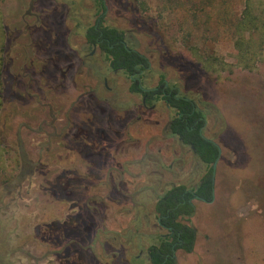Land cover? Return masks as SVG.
Returning a JSON list of instances; mask_svg holds the SVG:
<instances>
[{
	"label": "rangeland",
	"instance_id": "374dc122",
	"mask_svg": "<svg viewBox=\"0 0 264 264\" xmlns=\"http://www.w3.org/2000/svg\"><path fill=\"white\" fill-rule=\"evenodd\" d=\"M104 3V24L129 30L149 60L143 86L165 79L192 98L221 149L213 200L192 199L181 218L196 239L176 264H264V36L253 40L262 55L242 67L233 42L245 0ZM97 14V0H0V205L60 215L29 228L34 264H150L147 248L166 234L155 201L172 185L194 189L208 169L165 130L175 110L163 99L144 107L128 76L86 45ZM46 144L61 159L42 158L18 187V149L36 161ZM53 247L59 257L37 261Z\"/></svg>",
	"mask_w": 264,
	"mask_h": 264
},
{
	"label": "trees",
	"instance_id": "16d2710c",
	"mask_svg": "<svg viewBox=\"0 0 264 264\" xmlns=\"http://www.w3.org/2000/svg\"><path fill=\"white\" fill-rule=\"evenodd\" d=\"M105 9L104 0H97L98 14L94 23L85 30L86 45L88 47H99L107 57L110 70L113 72L121 71L128 76L130 91L139 95L141 102L144 101L147 107H151L159 99H165L170 106L174 107L178 116L166 123V129L170 133L178 135L180 142L187 145L195 157L208 167L194 189H187L182 184L172 185L155 201L153 206L157 223L166 230V234L160 236L157 245H150L147 248L149 263L176 264L175 251L182 249L187 253L192 252L196 239L195 228L183 223L181 218H188L194 213L195 208L192 201H190L193 196L196 195L197 199L205 202L213 200L214 167L212 163L218 159L221 149L217 143L203 134L201 129L205 124V118L193 99L186 95L177 94V89L165 86L163 79H160L154 88L143 86L142 76L149 68V60L134 45L129 43L131 35L129 30H122L104 24ZM234 34L233 44L240 53L239 63L242 67L250 69L253 65L252 59L258 54V50L262 55L263 41H260L258 50H255V41L253 40L255 34L264 36V0H245L242 15L236 20L234 26ZM48 144L45 145L46 148H43L44 155L40 154L41 159L39 157L36 161H31L22 148L18 149V187H22L23 182L27 179L26 174L35 169V165L42 158L48 161L50 159L54 160L53 163H57L61 159L60 153L56 149L52 148L51 150ZM52 161L50 162L52 163ZM66 171L67 169L56 174V183L60 181V187L63 184V178L60 180V177L66 176ZM20 191H22L21 188L14 187L9 194L14 197ZM16 197L18 198V195ZM7 198L6 202L9 203V196ZM19 198L17 199L18 204L23 200L27 202L23 208H33L30 200L27 201L22 196H19ZM3 206L6 205L3 204ZM51 207L47 206L44 216L41 215L40 217L39 213L36 215L26 210L13 215L7 206L4 210H0V264H34L33 253L36 249H30V244L34 243L24 238L30 234L29 228L31 232L35 233V230H40V228L42 230L46 227H40L39 225V222L41 223L43 220L42 216L44 219L60 216L55 214L53 207ZM53 221L57 223L54 224L56 226L60 224L58 221ZM28 246L30 248L26 249ZM38 251L42 252L41 249ZM60 253V250L54 247L47 248L41 256L37 257V261L51 260L54 257H59Z\"/></svg>",
	"mask_w": 264,
	"mask_h": 264
},
{
	"label": "flooded vegetation",
	"instance_id": "af4514ba",
	"mask_svg": "<svg viewBox=\"0 0 264 264\" xmlns=\"http://www.w3.org/2000/svg\"><path fill=\"white\" fill-rule=\"evenodd\" d=\"M150 64V63H149ZM132 76V75H131ZM164 81H165V86H169V84H168V82L165 80V79H163ZM155 86H152V87H149V88H154ZM170 88H175V87H170ZM147 89V88H146ZM145 89V90H146ZM177 89V94H180L179 93V89L178 88H176ZM181 95V94H180ZM188 97V96H187ZM190 98V97H189ZM192 99V98H191ZM164 100V103L166 104V106H168V107H170V108H172L173 110H175V116H178V114H177V111H176V109L174 108V107H172V106H170L167 102H166V100L165 99H163ZM195 102V101H194ZM155 104V103H154ZM154 104L152 105V106H154ZM195 104H196V102H195ZM142 105L144 106V107H146V108H148L145 104H144V101H142ZM196 106L198 107V105L196 104ZM199 108V107H198ZM200 109V108H199ZM201 110V109H200ZM174 116V117H175ZM173 117V118H174ZM205 118V117H204ZM171 120V119H170ZM170 120H168V121H170ZM167 121V122H168ZM206 121V120H205ZM165 126H166V124H165ZM203 128H204V125H203V127H202V129L201 130H203ZM165 130H167L166 129V127H165ZM168 131V130H167ZM173 134V133H172ZM173 135H175V136H177L178 137V135H176V134H173ZM178 139H179V137H178ZM180 141V140H179ZM181 144H183L182 142H181ZM184 145V144H183ZM197 199V196L195 195V196H193L192 198H191V200L190 201H192V199Z\"/></svg>",
	"mask_w": 264,
	"mask_h": 264
},
{
	"label": "water",
	"instance_id": "95a60500",
	"mask_svg": "<svg viewBox=\"0 0 264 264\" xmlns=\"http://www.w3.org/2000/svg\"><path fill=\"white\" fill-rule=\"evenodd\" d=\"M217 160V159H216ZM216 160L212 163V166L214 167Z\"/></svg>",
	"mask_w": 264,
	"mask_h": 264
}]
</instances>
